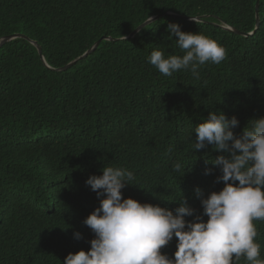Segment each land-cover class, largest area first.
<instances>
[{
	"label": "trees",
	"instance_id": "1",
	"mask_svg": "<svg viewBox=\"0 0 264 264\" xmlns=\"http://www.w3.org/2000/svg\"><path fill=\"white\" fill-rule=\"evenodd\" d=\"M259 1L0 0V39L28 35L49 64L27 38L0 47V264H64L69 253L87 251L94 234L83 220L100 201L85 181L102 175L103 166L134 173V185L122 189L125 198L174 211L184 196L202 212L195 189L207 196L224 184L216 182L218 169L205 175L221 153L193 149L196 126L220 110L238 118L234 132L240 133L264 116ZM167 12L204 21L165 16L125 39ZM169 23L214 39L226 59L200 66L199 79L185 70L162 75L148 63L154 49L184 54L174 36L167 38ZM104 36L118 40H104L70 68L55 69ZM178 161L180 172L173 167ZM254 224L264 259V221ZM175 251L173 238L162 252ZM236 264L249 262L241 257Z\"/></svg>",
	"mask_w": 264,
	"mask_h": 264
},
{
	"label": "clouds",
	"instance_id": "2",
	"mask_svg": "<svg viewBox=\"0 0 264 264\" xmlns=\"http://www.w3.org/2000/svg\"><path fill=\"white\" fill-rule=\"evenodd\" d=\"M191 19L200 22L197 17ZM166 31L184 54L166 56L159 48L151 52L148 63L164 76L185 70L199 79L200 66L218 65L227 57L226 49L206 35L182 31L177 23H169ZM250 122V127L236 133L238 118H228L218 110L209 111L207 119L196 126L193 149L212 146L221 153L205 175L218 169L216 182L224 184L207 196L195 189L202 212L189 206L184 196L174 211L125 198L122 189L135 180L134 173L125 168L103 166L102 175L89 176L85 183L100 202L83 223L94 238L87 251L69 253L64 264H236L241 257L249 264H264L254 224L264 221V116ZM173 167L180 172L183 166L178 161ZM74 235L82 239L81 233ZM173 238L176 251L169 257L162 249Z\"/></svg>",
	"mask_w": 264,
	"mask_h": 264
},
{
	"label": "water",
	"instance_id": "3",
	"mask_svg": "<svg viewBox=\"0 0 264 264\" xmlns=\"http://www.w3.org/2000/svg\"><path fill=\"white\" fill-rule=\"evenodd\" d=\"M261 1H259V4H258V26L260 27L261 25ZM165 16H173V17H178V18H184V19H187V20H192L191 17H188V16H183V15H180V14H176V13H173V12H167L165 14H160V15H157V16H154L152 17L151 21H149L150 19H148L147 21H145L143 24H141L138 28H136L129 36L125 37V39H133L135 38L145 27H147L149 24L161 19L162 17H165ZM199 19V21H204V19L202 17H197ZM229 30L231 31H234L238 34H241V35H246V36H249L250 34L244 32V31H241L237 28H233V27H227ZM17 37H24V38H27L29 39L33 44H35L39 51H40V54H41V57L42 59L46 62L47 65H49L46 61V57L43 53V49H42V45L37 41V40H34L32 39L31 37H29L28 35L24 34V33H20V32H15V33H11V34H8V35H5L4 37H2L0 39V47H2L6 42L8 41H11ZM104 40H110V41H116L118 39H115V38H111V37H102L101 39L99 38L85 53H83L82 55L78 56L77 58L73 59L72 61H70L69 63H67L66 65L64 66H61V67H56L55 69L56 70H66L68 68H70L71 66H73L74 64H76L78 62V60L86 57L87 55L93 53L97 48L100 47L102 41Z\"/></svg>",
	"mask_w": 264,
	"mask_h": 264
}]
</instances>
